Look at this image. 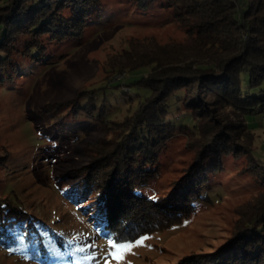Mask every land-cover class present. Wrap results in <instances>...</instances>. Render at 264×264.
<instances>
[{"label":"rangeland","instance_id":"obj_1","mask_svg":"<svg viewBox=\"0 0 264 264\" xmlns=\"http://www.w3.org/2000/svg\"><path fill=\"white\" fill-rule=\"evenodd\" d=\"M176 14L168 0H157L149 10L129 0H100L89 10L80 37L62 43L42 38L43 52L34 48L32 57L15 58L16 71L8 67L2 72L0 199H10L36 216L64 237L66 245L55 246L49 240L47 250L33 257L0 244V264H105L111 259L109 240L98 233L104 226L102 203L88 196L79 181L93 156L88 150L132 116L149 94L128 86L149 69L114 72L109 61L143 39L182 43L186 29ZM31 41L21 38L18 51ZM243 78L246 90L248 75ZM91 97L96 108L85 111ZM182 97L181 92L169 101L168 120L175 129L167 133L160 149L155 178L140 191L147 198L155 196L153 200L177 192L199 153L197 132L179 101ZM223 111L229 119L235 116L231 110ZM102 114L105 118L99 117ZM244 120L255 136L253 153L212 156L205 164L207 183L194 212L178 224L140 237L136 241L147 238L142 246L112 264H178L214 254L230 242L237 224L252 217L264 201V170L259 166L264 165V109Z\"/></svg>","mask_w":264,"mask_h":264},{"label":"trees","instance_id":"obj_2","mask_svg":"<svg viewBox=\"0 0 264 264\" xmlns=\"http://www.w3.org/2000/svg\"><path fill=\"white\" fill-rule=\"evenodd\" d=\"M129 1L142 10L151 9L157 2ZM99 2L0 0V83L8 67L16 71L15 58L32 57L34 48L43 52L42 38L62 43L80 37L89 10ZM168 2L176 10L177 22L186 29V39L166 44L143 39L110 58L114 72L149 69L128 84L149 94L132 116L88 150L93 156L79 181L88 196L102 203L104 226L99 235L117 243L135 242L190 216L195 202L202 200L207 160L229 151L252 154L255 136L244 118L264 109V0ZM21 38L32 41L18 51ZM244 75H248L246 90ZM181 92L179 101L191 115L199 153L190 176L177 186L172 197L149 199L140 191L155 178L160 149L167 133L175 129L168 120L169 101ZM93 101L91 97L85 111L96 108ZM225 109L235 116L229 119ZM259 166L264 170L263 164ZM235 232L218 252L189 257L178 264H264V201L252 217L237 224ZM49 240L55 246L66 245L64 237L49 230L36 216L10 199H0V244L12 250L15 246L34 257L47 250Z\"/></svg>","mask_w":264,"mask_h":264},{"label":"snow or ice","instance_id":"obj_3","mask_svg":"<svg viewBox=\"0 0 264 264\" xmlns=\"http://www.w3.org/2000/svg\"><path fill=\"white\" fill-rule=\"evenodd\" d=\"M150 199H155V196L149 197ZM18 241L22 240V237L17 238ZM147 238H142L135 243H117L114 241H109V247L113 250L108 253L111 257L110 260L106 259L105 264H112V261L121 262L125 258V254L132 251L133 248L140 247L144 244V241ZM76 251L81 252L84 251L82 248H77Z\"/></svg>","mask_w":264,"mask_h":264}]
</instances>
